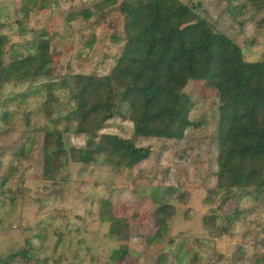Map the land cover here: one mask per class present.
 Listing matches in <instances>:
<instances>
[{
  "label": "rangeland",
  "instance_id": "obj_1",
  "mask_svg": "<svg viewBox=\"0 0 264 264\" xmlns=\"http://www.w3.org/2000/svg\"><path fill=\"white\" fill-rule=\"evenodd\" d=\"M180 1L197 6L247 61L264 59V8ZM101 2L0 0V264H264V194L216 190L217 83L186 85L192 125L180 141L135 139L151 150L136 166L103 156L73 161L72 150L84 149L89 136L64 131L71 78L108 75L124 44L122 0L96 11ZM86 9L88 20L80 14ZM41 41L48 77L5 79L22 75L28 56L40 58ZM49 131L60 132L67 154L46 173ZM104 134L134 138L132 123L118 118L90 140Z\"/></svg>",
  "mask_w": 264,
  "mask_h": 264
},
{
  "label": "trees",
  "instance_id": "obj_2",
  "mask_svg": "<svg viewBox=\"0 0 264 264\" xmlns=\"http://www.w3.org/2000/svg\"><path fill=\"white\" fill-rule=\"evenodd\" d=\"M116 2L102 0L94 9L101 11ZM247 2L254 10L264 8V0ZM195 8L180 0H122L118 10L124 19V44L112 70L106 76L71 78L74 106L64 131L89 136L86 147L71 155L74 162L84 164L103 156L136 166L149 158L151 150L136 147L135 139L182 140L192 125L188 117L192 102L183 90L191 81H211L219 88L216 190L258 199L264 194V59L247 61L243 49ZM80 14L88 20L93 12L86 9ZM260 23L263 26L264 20ZM40 43L39 59L28 56L20 77L4 78H47L48 45ZM115 118L132 123L133 139L104 134L98 142L90 140ZM44 150L48 173L50 162L67 154L60 132L45 133ZM117 253L123 257L126 251Z\"/></svg>",
  "mask_w": 264,
  "mask_h": 264
}]
</instances>
